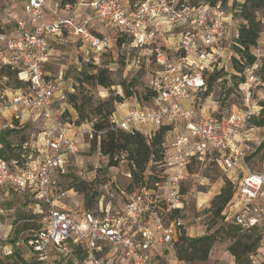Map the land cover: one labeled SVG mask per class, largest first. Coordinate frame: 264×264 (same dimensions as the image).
Listing matches in <instances>:
<instances>
[{"label":"built area","instance_id":"obj_1","mask_svg":"<svg viewBox=\"0 0 264 264\" xmlns=\"http://www.w3.org/2000/svg\"><path fill=\"white\" fill-rule=\"evenodd\" d=\"M102 24H109L114 34L126 37L135 48L148 47L152 52L159 68L154 84L158 98L148 106L133 98L134 104L112 122L129 132L148 126V137L163 125L174 126L166 156L155 162L157 169L172 174L165 181L134 187L121 213H115L111 204L97 214L69 212L60 207L67 193L60 188L59 174L65 157L78 152L81 139L60 121L62 111L54 108L56 86L43 68L54 57L57 41L81 42L97 64L117 38L105 36L98 28ZM165 26L179 29L171 48ZM229 26L233 27L231 15L220 2L211 6L190 0H126L125 4L122 0H22L20 16L0 24V67H8L18 82L26 84L22 91L2 89L0 122L6 116L18 120L31 114L54 127L38 164L30 161L14 172L0 160V191L29 189L33 199L46 207L43 227L25 244L38 264H52V250L65 249L69 240L89 254L103 244L119 250L128 264H153V256L163 255L187 235L182 219L187 196L182 187L187 178L182 171L191 162L202 167L212 156L228 179H237L233 198L241 197L264 213V155L252 170L240 140L254 114L250 107L254 76L251 73L244 84L242 111L225 116L199 113L192 103L194 94L205 87V74L225 66ZM225 216L244 228L258 222L246 209ZM93 264L99 261L94 259Z\"/></svg>","mask_w":264,"mask_h":264},{"label":"rangeland","instance_id":"obj_2","mask_svg":"<svg viewBox=\"0 0 264 264\" xmlns=\"http://www.w3.org/2000/svg\"><path fill=\"white\" fill-rule=\"evenodd\" d=\"M11 1L12 4L10 0H0L1 25L3 24V13H7L6 22H13L14 17L21 13L22 0ZM125 1L122 0L123 4ZM256 18L260 23L261 33L255 48L251 49V53L257 59V68L252 71L255 81L250 87V107L254 113H257L259 106L264 103V70H261V66L264 64V7L258 11ZM99 28L109 38L120 37V35L112 32L109 24H102ZM177 31L179 29L166 26L163 30L165 32L164 37L168 40L167 37L170 34H176ZM233 31L229 26L227 30L229 38L233 35ZM123 38L124 42L120 47L113 46V42H111V49L103 53L97 66L90 64L89 51L87 52L84 44L77 46L76 40L68 43L57 41L54 57L44 65L46 74L56 86L54 108L62 111L60 121L67 126L69 133H75L81 139L78 152L75 155L65 157L59 174L60 188L64 191L72 188L77 193L76 196L69 193L68 197L66 196L61 202V204L70 207L72 211L84 210L97 214L107 204H111L115 213H121L124 208L125 198L128 194L127 187L130 184L126 162H119L117 166L109 167L108 159L102 156L97 148H93V132L90 123L80 122L79 113L74 107V104L77 107L84 104L83 114L87 116L88 120L94 122L90 110L100 103L123 95L124 88H135V90L143 92L146 88L154 86L159 68L150 57L152 56L151 50L148 47L135 48L129 39ZM224 43H228V37ZM228 56L229 52L225 50L222 58L225 65L229 59ZM102 69L107 70V75L114 84L108 89L85 81V75L95 74ZM228 72L231 71L228 69ZM231 75H222L208 96L198 93L193 97L192 103L195 102L196 98L200 100L199 113L207 112L225 116L245 108L243 97L234 89V80L231 79ZM4 83L5 80L0 77V94L3 91ZM70 95L74 96V103L69 99ZM132 99H126L123 104H115V118L122 117L124 111L134 104ZM6 118L0 122V132L3 133L4 130L16 127L17 129L7 137V140L17 146L26 142L28 148L24 150L25 152L21 149V155L23 154L24 160L38 164L39 158L45 152L46 140L54 134V127L45 124L36 115H24L18 120L9 116ZM137 128L144 135L149 129L148 126H138ZM240 140L248 156L263 142L264 128L251 130L243 128ZM20 151L16 148L15 154ZM259 157L248 160L252 170L257 166ZM24 160L22 161L24 162ZM189 166L193 172H198L195 179L190 178L183 184L187 196L182 219L190 240L214 234L220 226L221 220L214 218L210 211L211 200L223 187L224 174L226 173L220 166L209 163L200 167L195 162H191ZM81 188L84 189L83 192L80 191ZM84 194L89 197L93 194L96 195L93 199V205L89 209L84 206ZM248 204L250 203L243 198L235 197L225 208L223 214L228 216L241 214L242 210L246 209L258 219L255 226H257V231H261L262 240L251 257V264H264V213L259 206H249ZM46 216L47 210L44 205L34 200L27 190L25 192L9 190L6 197L0 196V264L6 261V256H12L11 260L16 261L14 249H10L15 237H17L14 243L16 254L19 253L22 257L25 256L24 253H29L27 246L23 244V240L43 226ZM244 233L246 235L251 234L249 231H243L242 234ZM217 237L206 261L187 260V256L189 257L194 249L188 246V240L181 250L172 248V253L168 252L160 264H234L233 257L226 250L229 242ZM103 251L111 253L112 248L103 247ZM178 254L184 258L183 261L178 260ZM51 256L52 264H93L90 258L86 262L87 255L84 252H77L71 246L58 251L52 250ZM101 257L102 260L99 261V264H116L113 259Z\"/></svg>","mask_w":264,"mask_h":264},{"label":"trees","instance_id":"obj_3","mask_svg":"<svg viewBox=\"0 0 264 264\" xmlns=\"http://www.w3.org/2000/svg\"><path fill=\"white\" fill-rule=\"evenodd\" d=\"M190 1L193 4L203 2L211 6L220 2L221 5L227 9L229 15H231L234 30L229 42V59L227 64L222 68L214 70L212 73L205 74V87L196 92L194 96L198 93H203L204 96H208L214 85H216V83H218L221 79L222 75L226 76L227 74H232L231 79L234 80V89L244 98L243 87L249 77L248 74H251L252 71L257 68V59L251 53V49L255 48L261 33L260 23L257 20L256 15L258 11L264 7V0H243L242 2H230L229 0ZM112 42L113 46L120 47L124 42V38L117 37ZM81 44V42H78L77 46ZM85 47L88 52L89 48L87 46ZM150 57L153 60V56ZM90 58L91 53L89 52L90 64L97 66V64H94ZM228 69L231 72H228ZM261 70H264V64H262ZM44 72H46L45 69ZM0 77L5 80V83L2 86L3 88L9 89L13 92L22 91L26 88V84L18 82L16 73L11 71L8 67H0ZM85 81L92 82L104 89H108L114 85L107 75V70L103 69L99 70L95 74L85 75ZM158 91L159 89L154 86L146 88L143 92H139L135 90V88H124L123 95L121 94L120 96H116L104 103H100L90 110V113L94 118V122L88 120L87 116L83 114L82 108L84 107V104L79 107L74 104V107L79 113L80 122L90 123L93 132V148H97L98 152L108 159L109 167H115L119 162H126L128 175H130V184L127 187L128 194L134 187L162 182L171 176V172H166L162 168L157 169L155 162L162 160L166 156L168 142L170 141V138L172 139L175 128L174 126L163 125L155 130L151 137H148L139 131L129 132L118 129L112 122V119H116L115 104H123L126 99L135 98L139 105L148 106L153 103L156 98H158ZM69 99L71 102H75L73 95H70ZM199 103L200 100L196 98L194 104L198 111L200 110ZM244 128L250 130L264 128V103L259 106V111L257 113H254L247 119ZM15 129L17 128L11 127L8 130H4L3 133L0 132V160L5 161L12 171L17 172L23 167V164L30 161L24 160V156L23 154L21 155L20 151L22 149L23 152H25L24 150L26 149L23 148V144L26 142H22L17 146L7 140V137L14 132ZM16 148L20 151L17 154H15ZM46 149L47 148L45 147L44 151H46ZM44 153L39 158L40 160L44 156ZM263 154L264 140L252 154L247 156V160L250 161V159L257 156L261 157ZM20 157L24 160V162ZM215 157L216 156H212L210 158L211 160L209 161V164L218 166L219 164L217 163ZM182 173L186 176L187 180L190 178L195 179L198 176V172H193L189 165L182 171ZM224 176V185L220 189L219 193L212 198L210 209L214 218H219L221 220L220 226L217 230H215L214 234L203 237L189 240V236L185 235L178 242L174 243L173 248L181 250V248L186 245V242L189 240L188 246L194 249L189 257L187 256V260L206 261L212 245L215 242L216 236H218L217 238L229 242L226 250L229 255L233 257L234 264H251V257L258 249L262 240V233L261 231H257V226L255 225L249 228L241 227L235 223L233 217L227 219L225 214H223L225 208L233 199L237 183V180L228 179L225 174ZM80 191L83 192L84 189L81 188ZM182 192L185 193L184 185L182 187ZM66 193L67 197L69 193L74 196L77 195L72 188L67 189ZM31 196H33V194ZM95 196V194L91 197L86 194L83 195L85 208L89 209L93 205L92 203ZM44 208L46 207L44 206ZM243 231H249L251 234H242ZM27 239L28 236L23 240L24 245L26 244ZM16 240L17 237L12 240V246H10L11 250L14 249L13 253L16 255V261L11 260L12 256H6V261L1 264H38L35 260V256H33L29 249V253H24L25 256L21 257L19 253L16 254V248L14 245ZM68 246L73 247L77 252H82V250H80V248L71 240H69L66 247ZM10 253L13 254L12 252ZM177 258L179 261L184 260L180 254L177 255Z\"/></svg>","mask_w":264,"mask_h":264},{"label":"crops","instance_id":"obj_4","mask_svg":"<svg viewBox=\"0 0 264 264\" xmlns=\"http://www.w3.org/2000/svg\"><path fill=\"white\" fill-rule=\"evenodd\" d=\"M53 1H55V0H48V2H53ZM10 2H11V4H12V1L10 0ZM125 3H126V1H125ZM22 8V7H21ZM6 16H7V13H3V18H2V22H3V24L5 23V21H6ZM20 16V15H19ZM166 27V26H165ZM99 28V27H98ZM232 29H233V27H231ZM100 29V28H99ZM101 30V29H100ZM163 30H164V28H163ZM179 34V31H177V33L176 34H170V36H168L167 37V41H168V44H169V47L171 48L172 46H173V44H174V42H175V40H176V37H177V35ZM173 35V36H172ZM131 106V105H130ZM30 116H31V114H30ZM10 117V116H9ZM5 119H7L6 117H5ZM150 131V128L148 129V132ZM147 132V133H148ZM47 142V141H46ZM27 190V192H29V189H24L22 192H25ZM9 193V190L8 189H6V188H4V189H2L1 191H0V196L2 197V196H7V194ZM31 195V194H30ZM73 202L75 203V204H77L74 200H73ZM60 207H63L64 209H66L67 211H71V209H70V207H68V206H64V205H62V204H60ZM186 232H187V228H186ZM187 235L189 236V234H188V232H187ZM103 247L105 248V247H107V246H105V245H103V244H99V249L98 250H95V251H92L91 252V254H89L87 251H85V250H83V249H81L80 248V250H82V252H84L87 256H86V258H87V260H86V262L87 261H89V258L90 259H92V261L94 260V259H97L98 261H101L102 259V257L101 256H103V259L104 258H110V259H113L114 260V262L116 263V264H128V262L122 257V254H121V252L119 251V250H116V249H112V251H111V253H109V252H106V251H103ZM67 248V247H66ZM65 248V249H66ZM172 253V248H167L166 250H165V252H164V254L163 255H155V256H153V258H152V262H153V264H160L161 262H162V260L165 258V256H166V254L167 253ZM92 256H94V257H92ZM96 256H98L97 258H96ZM114 256H118V257H115L114 258Z\"/></svg>","mask_w":264,"mask_h":264}]
</instances>
